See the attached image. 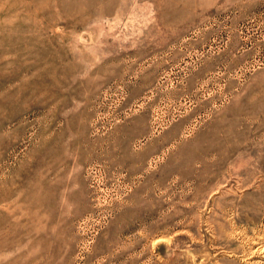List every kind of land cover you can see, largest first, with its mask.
Returning a JSON list of instances; mask_svg holds the SVG:
<instances>
[{
	"label": "rangeland",
	"instance_id": "1",
	"mask_svg": "<svg viewBox=\"0 0 264 264\" xmlns=\"http://www.w3.org/2000/svg\"><path fill=\"white\" fill-rule=\"evenodd\" d=\"M0 264H264V0H0Z\"/></svg>",
	"mask_w": 264,
	"mask_h": 264
}]
</instances>
